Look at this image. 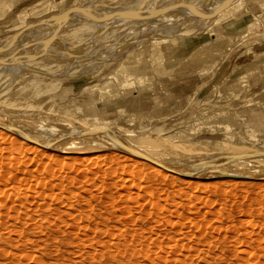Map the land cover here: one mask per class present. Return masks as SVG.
<instances>
[{
  "label": "rangeland",
  "instance_id": "rangeland-1",
  "mask_svg": "<svg viewBox=\"0 0 264 264\" xmlns=\"http://www.w3.org/2000/svg\"><path fill=\"white\" fill-rule=\"evenodd\" d=\"M262 113L264 0H0V264H264Z\"/></svg>",
  "mask_w": 264,
  "mask_h": 264
},
{
  "label": "bare ground",
  "instance_id": "bare-ground-1",
  "mask_svg": "<svg viewBox=\"0 0 264 264\" xmlns=\"http://www.w3.org/2000/svg\"><path fill=\"white\" fill-rule=\"evenodd\" d=\"M223 2V1H222ZM220 3V2H219ZM206 5V4H205ZM164 8V7H163ZM159 9V8H158ZM161 9V8H160ZM214 9V8H213ZM150 11V10H149ZM212 12V11H211ZM213 13V12H212ZM70 14V12H65V13H63V17H68V15ZM74 14V13H73ZM209 14V13H208ZM211 15V14H210ZM209 15V16H210ZM68 19V18H67ZM205 22V21H204ZM181 29V28H180ZM171 30V29H170ZM170 32V31H169ZM176 32V31H175ZM154 35V37H157L155 34H153ZM161 35V34H160ZM174 35V34H173ZM258 35V34H257ZM257 35H255V36H257ZM150 36H152V35H150ZM166 36V35H165ZM161 37H164L163 35L161 36ZM161 37H158V38H161ZM170 37V36H169ZM164 38H166V37H164ZM161 39H163V38H161ZM142 44V43H141ZM151 54V53H150ZM151 57V56H150ZM114 168V167H113ZM121 169V168H120ZM99 171V170H98ZM102 172V171H101ZM116 173V172H115ZM110 174V173H109ZM97 175V174H96ZM109 176V175H108ZM117 177V176H116ZM97 180V179H96ZM94 181V180H93ZM113 182V181H112ZM95 186V185H94ZM101 186V185H100ZM115 186V185H114ZM93 187V186H92ZM102 187V186H101ZM95 188V187H94ZM100 190H101V188H100ZM99 191V190H98ZM102 191V190H101ZM86 192V191H85ZM95 192V191H94ZM97 192V191H96ZM80 194V193H79ZM94 194V193H93ZM89 195H90V193H89ZM104 195V194H103ZM119 196V195H118ZM105 197H108V196H105ZM111 197V196H110ZM121 197V196H120ZM81 198V197H80ZM115 198V197H114ZM82 199H85V198H82ZM88 199V198H87ZM96 199V198H95ZM99 199V198H98ZM80 200V199H79ZM93 201V200H92ZM89 204V203H88ZM111 205V204H110ZM105 207V206H104ZM96 208V207H95ZM109 209V208H108ZM135 219H136V217H135ZM127 222V221H126ZM138 228V227H137ZM118 229V228H117ZM140 229V228H139ZM126 230V229H125ZM127 231V230H126ZM140 232V231H139ZM120 233V232H119ZM117 235V234H116ZM122 235V234H121ZM120 235V236H121ZM134 235V234H133ZM136 235V234H135ZM141 236V235H140ZM126 239H128V238H126ZM130 240V239H129ZM121 241V240H120ZM132 241V240H131ZM135 242V241H134ZM135 244V243H134ZM127 245V244H126ZM129 246V245H128ZM133 246V245H132ZM133 248V247H132Z\"/></svg>",
  "mask_w": 264,
  "mask_h": 264
},
{
  "label": "crops",
  "instance_id": "crops-1",
  "mask_svg": "<svg viewBox=\"0 0 264 264\" xmlns=\"http://www.w3.org/2000/svg\"><path fill=\"white\" fill-rule=\"evenodd\" d=\"M134 92H136V91H134ZM257 118L256 117L254 118V119H256V120H254V122L255 121H259V120L260 121H264V113H262V115H260V117H257ZM244 121H246V122H244V123L242 122V125H243L242 127H246L247 125H254L255 124V123L252 124L251 121H250V119H247V120H244Z\"/></svg>",
  "mask_w": 264,
  "mask_h": 264
}]
</instances>
